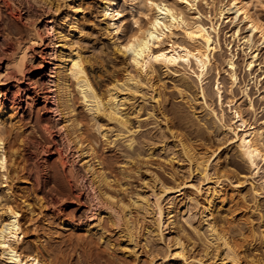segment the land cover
I'll return each mask as SVG.
<instances>
[{"label": "bare ground", "instance_id": "bare-ground-1", "mask_svg": "<svg viewBox=\"0 0 264 264\" xmlns=\"http://www.w3.org/2000/svg\"><path fill=\"white\" fill-rule=\"evenodd\" d=\"M51 1L0 0V22L2 21V10H4L5 14L10 17L30 23V17L23 18L22 10L19 11L24 3L26 13L30 12L32 5H40V7H44L42 8L47 11V14L56 15L58 22V27L52 19L44 25L43 31L48 37V44L45 43L39 28L35 30L34 36L28 44L19 47V43L17 47L21 54L17 58L11 56L14 54L11 39H7L0 29V38H3L0 44V86H4V83L8 81L14 83L9 88L7 86V89L1 90L2 88H0V126L3 127L0 128V259L4 264H45L36 257L25 255L20 251L27 232L25 228V230L22 228L18 203L25 204L26 207H30V203H28V198L13 192L12 183L22 179L23 176H25L24 179H32L35 192L37 195L40 194L38 205L50 208V211L56 214L62 213L63 206L73 202V198H76L75 202L83 207L81 193L75 195L76 197L70 196L69 193L76 188H79L81 192L85 190L86 200L89 203L85 212L90 214L85 219L95 223L92 229L100 233L102 237L103 233L101 232H107V229L101 225L102 219L105 217L109 226L116 229L120 235L123 234L124 241L118 243L119 247H123L128 253L133 254L135 261L139 259L136 240L140 233L136 231L137 227L132 226L129 221L131 211L126 208H131V206L137 214L135 217L137 220L141 219L144 222L150 219L144 232L146 231L160 243L165 241V236L169 239L171 237L167 243L166 255L163 260L182 264L187 263L188 260L198 264L206 262L213 264L261 263L262 255L257 249L245 250L240 253L239 250L236 251V245L234 246L229 241L227 234L218 231L216 226L218 220L215 221L213 215L216 204L221 203V192L216 187L219 179L216 177L217 175L213 178L211 174L209 175V161L217 151H213L208 159H204L205 157H200L181 138L174 141L173 133L167 125V116L169 113L175 114L179 111L176 112L173 100L162 91L163 86L158 85L157 69L163 73L174 75L179 73L178 69H184L182 71L189 69L191 77L195 78L199 85L203 104H206L207 96L203 84L220 46L217 29L210 19V26L205 24L202 21V14L198 10V4L205 0H187V3H184V0H153V4H158L161 8L166 7L174 13L175 23H173V18L164 15L163 11L148 6L147 0H125L131 12L137 6H142L139 15L145 23L128 37L124 45H119L116 48V52L128 58L130 66L113 69L111 77L107 78L104 84L99 80H96L97 82L94 81L95 79L92 80L91 71L88 72L85 66L90 62V59L87 53L81 51V47L88 49L86 45L88 41L76 38L82 33L79 25L84 12L82 0H63L60 5L56 2L53 8L50 5ZM224 1H226V5L223 4ZM118 2L119 0H101L98 6L104 20L105 32L113 31L116 35L121 33L117 22L122 17V13L118 9ZM211 2L214 3V0ZM16 4L20 7H17ZM249 5L248 0H222L220 6L216 8L214 17L223 18L233 15V18H238L248 26L252 35L258 37V47L255 51L257 52L258 48L264 46V26L263 22L251 12ZM157 18L165 27L150 28ZM148 32L156 35L157 39H149L146 35ZM133 36L148 41V47L140 54L126 50ZM49 46H51L50 49ZM34 47L39 48L40 52H35ZM161 53L164 55L160 61H157L155 57ZM9 54L11 55L9 56ZM35 57H38L42 63L37 68L30 69L29 64ZM256 57L254 54L253 59ZM10 60L13 61L10 62ZM4 61L7 64L2 71ZM225 66L230 81L228 90L232 94L233 88L235 89L238 85V69L234 56L225 60ZM112 67L114 68V65ZM247 67L248 71H251L253 62H250ZM35 74L39 76L37 81L32 79ZM11 82L8 84H12ZM220 86L221 83L216 80L215 97H217L219 106L223 105ZM102 87L103 89H101ZM172 88L178 94H185V91L189 90L185 85H175ZM244 95L247 96L246 90ZM40 103L44 104V111L53 114L55 118L52 124L44 121L45 119H38L41 129L50 140V145H33L34 147L29 149L26 137L21 134L14 138L19 141V147L10 152L14 143H10L11 136L15 130L20 131L21 127L15 125L6 127V122L16 120L17 110L24 114V104L26 112L30 111L27 115L30 118L33 115L31 110L34 109L31 106L34 104L37 106ZM77 105H80L85 112L84 117L78 112ZM249 107L252 109L251 101H249ZM221 108L219 109L221 110ZM141 112L144 113V116L156 120L155 114L159 115V119L163 117V133H166L173 141L174 146L179 147L178 155L182 156L188 167H192L194 172L208 184L204 195H202V189L198 188L195 192L196 196L187 195V189H195L187 182L189 177L180 180L175 172L167 173L166 177H169L173 182V186H168L157 174H152L147 169L143 170L144 173L141 172L142 168L138 165H144V167L149 165V160L153 158L151 146L157 140V138L149 136L139 143L136 142L135 134L139 133L141 128L137 117ZM210 112L212 116H215V119L219 120L221 132L232 135L231 144L237 150L240 159L242 158L246 162L248 169L252 172L249 185L257 210L258 200L264 198V177L259 184L255 181L262 173L264 174L263 130L250 124L246 125L241 109H238L237 106L232 115L234 123H238V126H228L224 121L222 122L223 111L217 114L211 109ZM132 118H135L136 121L132 122ZM85 119L87 124L83 125L81 120ZM88 127L99 136V139H94ZM163 133L160 134L163 135ZM99 148L112 149L124 160L126 167L119 169L122 177L120 181H116L117 179H111V181L106 176V161H103L97 154ZM144 149H146L145 154L142 152ZM19 151L24 155L19 154ZM19 155H21L22 164L20 166L18 163L17 168L11 172L9 169L11 161L9 163L8 159L19 157ZM51 155L56 156L60 167V171H58L61 182L66 184V186L63 185V187L65 186L63 194H53L47 190L49 182L46 178H48L50 165L45 158ZM32 157H35L34 160L31 159ZM71 158L73 159L71 160ZM76 159H80V169L75 168ZM175 161L176 158L171 157L166 162L171 166ZM260 164L262 167H259ZM215 179H217L216 182H214ZM168 196L170 200L165 207L163 202ZM180 196H182L181 201L176 204V197ZM198 197L203 199V205L199 203ZM97 207L100 208L98 214L95 212ZM10 209L11 211H9ZM189 213L193 214L194 218L200 219L199 226L193 227L190 224L188 220L192 218V215ZM180 215L187 219H185L186 223L189 222L188 226L192 229V234L195 237L193 240L200 244L199 252L202 254H199L200 259L205 258V263L197 259L198 253L196 252L199 247H196V252L194 251L197 255L193 252V255L196 256L195 260L190 259L191 256L188 257L187 254L191 252L189 250L192 248L194 250L198 243L194 244L192 239L185 236L179 223ZM259 217L264 225V217L262 215ZM71 221L67 226L74 224V221ZM82 223L84 228L91 225L88 222ZM134 229L136 234L133 233ZM138 230L140 231V229ZM32 232H36L35 227ZM147 233L141 235L143 239H146ZM183 236L186 240L192 241L185 244L181 240Z\"/></svg>", "mask_w": 264, "mask_h": 264}, {"label": "rangeland", "instance_id": "rangeland-1", "mask_svg": "<svg viewBox=\"0 0 264 264\" xmlns=\"http://www.w3.org/2000/svg\"><path fill=\"white\" fill-rule=\"evenodd\" d=\"M28 1L30 2V0ZM62 1L63 0H52L50 5L53 8L55 7L56 2L60 5L62 4ZM100 1L101 0H82L84 12L83 17H81L79 21L82 33L76 38L77 40L88 41V44H86L88 49H83V47H81V51L87 53V56L90 59V62L85 64V66L88 72L91 71L92 80L95 79V82H97L96 80H99L104 84L107 78L111 77L113 69L130 66L128 58L116 52V48L119 45H124L128 37L135 32L137 29L135 23L136 20L139 21L140 25H144L143 23L145 22L139 15V12L142 11V6H137L131 12L127 1L119 0L118 9L120 13H122V17L117 22V27L121 33L119 32L120 34L118 35L113 31L107 33L105 32L103 26L104 20L98 7ZM221 2L222 0H214V3H212L211 0H205V2H200L198 4V10L202 14V21L210 26V19L211 23L217 29L220 46L219 50L215 53V60L212 61V65L210 66L211 70L208 72L209 74L205 76L203 84L206 93L205 95L207 96L206 104H203L198 88L199 85L197 84V81H195L196 79L191 77V71L189 69H185V71H182L184 69H178L179 73L177 75L166 74L157 69V80L159 81L158 85L163 86L162 91L173 100V107H175L176 112L177 110L179 111L175 114L169 113L167 116V125L173 133L174 141H178V139L181 138L185 143L187 142L186 144L190 145V148H192L200 157H205L204 159H208L213 151H217L216 155L210 158L209 175L211 174L212 178L217 175L216 177L219 179L216 187L221 192V203L216 204L213 215L215 221L218 220L216 223L218 231L227 234L226 236L229 237V241H231L234 246L236 245V251L239 250L238 252L240 253L245 250L253 251L254 249H257L258 252L261 253L263 260L261 263L257 262L256 264H264V225L259 217L260 215L264 217V198L258 200V209L256 210L249 185L252 172L248 169L246 162L242 158L240 159L237 150L233 144H231L232 135L223 134L221 132V124L219 120L215 119V116H212L210 112L211 109L217 114H219L220 111H223L224 119L222 122L224 121L228 126H238V123H234L235 120L232 115L233 110L237 106L238 109H241V114L243 115L242 118L247 123L246 125L250 124L254 127L261 128L263 130L264 138V46H261L258 48V51L255 52L258 47V37L254 34L252 35L248 26L242 23L238 18H233V15L225 16L223 18L214 17L216 8L220 6ZM248 2L250 4L249 7L251 12L263 22L264 26V0H248ZM223 4L226 5V1H224ZM16 6L18 7L19 5L16 4ZM42 7L43 6L40 7V5L34 4L32 5L30 12L26 13L25 3L21 5L19 11L22 10L21 14L23 18L30 17V23L18 21L17 19L10 17L8 14H5L4 10H2L0 29L3 31V34H5L4 36H6L7 39H11L10 42L14 49V54H9V56L11 55L16 58L19 57L21 52L18 48L24 44H28L32 36H34L35 30L38 28L45 43L48 44V37L43 31L44 25L52 19L58 27V22L56 15L52 13L47 14V11ZM2 41L3 38H0V44ZM17 45L19 47H17ZM50 48L51 46H49V49ZM34 50L35 52H40V49L37 47H34ZM254 54L257 56L255 59H253ZM230 56H234L236 68L238 69V85L235 89L233 88L232 94H230L228 90L230 81L225 66V60ZM12 61L10 60V62ZM250 62H253V67L251 71H248L247 65ZM41 63L42 61L38 57H35V59L29 64V68L35 69V67L37 68ZM6 64L7 63L4 61L2 71ZM113 65L114 68L112 67ZM185 72L186 75H184ZM181 76H184L183 79ZM32 79L37 81L39 76L35 74ZM216 80L221 83V103H223L221 106H219L217 97H215ZM10 82H5L4 86H0V88H2L1 90L7 89V86L9 88L14 84L12 82V84H8ZM175 85H185L189 90H186L185 94H178L176 91L174 92L172 88ZM101 89H103V87ZM245 90L247 96L244 95ZM248 100L251 101L252 109L249 107ZM43 106L44 104L41 103L37 106L35 104L32 105V109L34 108L33 111L31 110L33 115L29 118L27 115L30 111L26 112L27 109L24 104V114L17 110L16 120L6 122V127H11L12 125L21 127L20 131L15 130L11 136L10 143H14L13 147L10 148V152L19 147V141L14 138L16 135L21 134L26 137L29 149H32L37 145H50V140L41 129L38 119H45L44 121L52 124V122L55 121V118L53 114L45 112ZM219 108H221V110ZM77 109L78 112L81 113V116L84 117L85 112L80 105H77ZM155 117L158 121L154 118L144 116V113L142 112L137 117L140 121L141 128L139 130L140 132L135 134L136 142L139 143L149 136L157 138L151 146L153 149V158L149 160V165H145V167L144 165H138L142 168L141 172L144 173L147 169L152 174H157V176L161 178L164 183H167L166 185L168 186H173V182L170 181L169 177H166L167 173L175 172L180 180L189 177L187 182L193 185L195 189H187V195L196 196L195 192L197 188L202 189V195H204L208 184L202 180L200 175L194 172L192 167H188V164L185 163L186 161L182 159V156L178 155L179 147L174 146L172 144L173 141L166 133H163V117L162 119H159V115L156 114ZM134 119L135 118H132V122L136 121V119ZM81 123L86 125V119L81 120ZM225 123L223 124L225 125ZM0 128L2 129L3 127L0 126ZM89 130L91 129L89 128ZM159 132H162L163 135ZM91 133L94 139H99V136L92 130ZM164 135L166 136L164 137ZM142 152L145 154L146 149ZM18 153L20 154L21 151ZM97 154L103 159V161H106L105 164L107 168L105 169V173L109 180L117 179L116 181H120V178L122 177L120 176L119 169L126 167L122 157L112 149L99 148ZM21 155H24V153H21ZM21 155H19L20 158L15 156L8 159L9 163L11 161V165L9 166L11 172L17 168L18 163L21 166ZM171 157L176 158V161L170 166L166 161ZM34 158L35 157H32L31 159L34 160ZM45 159L48 160L50 165V171L47 176L48 178H46L49 182L47 190L51 191L53 194L65 193L64 188L66 184L61 182V177L59 175L60 167L56 160V156L51 155ZM72 159L73 158H71V160ZM79 160L80 159H76V169H80L79 165L81 162ZM177 165L179 166L177 167ZM259 167H262V165L260 164ZM24 177L25 176L12 183V190L17 195L28 198V203H30V207L18 203V212L21 215L20 221L22 228H25L26 230H24L27 232L25 234L26 237L24 244L20 250L25 255L36 257L43 263L45 262V264H182L180 262H172L171 260H163L166 255L167 243L171 237L169 239L165 236V241L160 243L157 242V239L153 236L148 235L146 231L144 232V228L146 227V224L150 222V219L144 222L139 218V220H137L135 218L137 217V214L135 213L133 206H131V208H126V210L130 209L131 216L129 218L131 220L129 219V221H131L132 226L135 228L137 227L136 231L140 233V236L136 240L138 244L136 251H138L139 254L137 256L139 258L138 261H135L133 254L128 253L123 247H119L118 243L124 241L123 234L120 235L116 229L109 226L107 221H105V217L102 219L101 225L104 229H107V234L104 231L101 232L103 233V238L100 236V233L92 229L95 223L93 224V221L85 219L86 216L90 215L85 212V209L89 207V203L86 200L87 197L84 193L85 190H82L81 192L79 188H76L69 193L70 196L74 195L73 197H76L75 195L81 193L80 197L81 203L84 205L83 207H80V205L75 202L76 198H73V202H69L63 206L62 213L56 214L52 213L50 208L47 209L40 204L38 205L37 201L39 200L40 194L37 195L35 192L32 179L28 180L24 179ZM262 177H264L263 173L255 179L257 184L261 182ZM216 180L217 179H215L214 182H216ZM63 185L65 186L63 187ZM176 198L175 202L178 204L179 201H181L182 196ZM169 200L170 197L168 196L166 201L163 202V206L166 207ZM198 201L203 205L204 201L202 198L198 197ZM95 212L98 214L100 208L97 207ZM189 214L192 215V218L190 217L191 219L188 220L190 224L193 227L199 226L200 219L198 217L194 218V215L191 213ZM185 219L186 218H183V216L180 215L179 223L184 230L185 236H188L193 240L195 237L192 234V229L188 226L189 222L186 223L187 219ZM71 220L74 221V224L72 226H67L69 225V222H72ZM80 221L88 222L91 225L88 228H84L83 223ZM34 227L36 232H32ZM138 229H140V231ZM133 233L136 234L135 229ZM146 233V239H143L141 235H145ZM260 238L262 239L261 242ZM181 240H183L185 244L186 242L189 243L192 241L186 240L184 236ZM192 242H194V244L198 243V245H195L194 250H192L193 248H189V252H191L187 255L188 257L191 256L190 259H194L196 258L195 254L198 253V255L196 254L198 256L197 259H200V255H202L199 252L200 244L196 240H193ZM145 245L146 247L144 248ZM196 247H199L197 249L198 252L195 251ZM193 252L195 253L194 255ZM156 253L158 257H156ZM147 254L148 256L151 254V256L148 257ZM200 260L202 263L206 262L205 258ZM206 263L213 264L211 262ZM0 264H4L2 259H0ZM185 264L198 263L188 260Z\"/></svg>", "mask_w": 264, "mask_h": 264}, {"label": "snow or ice", "instance_id": "snow-or-ice-1", "mask_svg": "<svg viewBox=\"0 0 264 264\" xmlns=\"http://www.w3.org/2000/svg\"><path fill=\"white\" fill-rule=\"evenodd\" d=\"M184 3H187V0H184ZM147 4L150 7H156L157 10H159V11H163L164 15L172 17L173 18V23H175V16H174V13L172 11L168 10L166 7L165 8H161V6L158 5V4H153V0H147ZM145 19H147V17H145ZM136 27L137 28L140 27L139 21L136 22ZM157 27H165V25L162 24V22H161V20L159 18H157L150 25V28H153V29L157 28ZM146 35L151 40L157 39L156 35H154L152 32H148ZM147 47H148V41L147 40H140L137 36H133L132 40L129 42V44L126 47V50L129 51V52H133L135 54H140ZM163 55L164 54L161 53L160 55H157L155 57V59L157 61H160L162 59ZM9 211H11V209ZM4 246L6 247V245H4Z\"/></svg>", "mask_w": 264, "mask_h": 264}]
</instances>
